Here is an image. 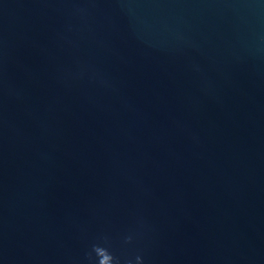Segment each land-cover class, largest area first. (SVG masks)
I'll list each match as a JSON object with an SVG mask.
<instances>
[{
    "label": "water",
    "instance_id": "water-1",
    "mask_svg": "<svg viewBox=\"0 0 264 264\" xmlns=\"http://www.w3.org/2000/svg\"><path fill=\"white\" fill-rule=\"evenodd\" d=\"M93 245L264 264V0H0V264Z\"/></svg>",
    "mask_w": 264,
    "mask_h": 264
},
{
    "label": "clouds",
    "instance_id": "clouds-1",
    "mask_svg": "<svg viewBox=\"0 0 264 264\" xmlns=\"http://www.w3.org/2000/svg\"><path fill=\"white\" fill-rule=\"evenodd\" d=\"M128 239L130 241L131 237ZM92 251L95 253L96 264H120L119 259L115 257L107 247L93 245ZM88 258L90 261L93 259L91 253ZM136 260L138 264H143L142 257L137 256Z\"/></svg>",
    "mask_w": 264,
    "mask_h": 264
}]
</instances>
